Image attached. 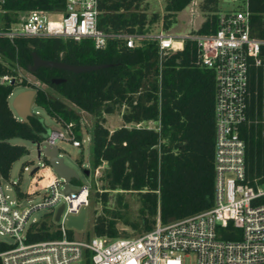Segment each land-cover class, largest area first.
Masks as SVG:
<instances>
[{
    "label": "trees",
    "instance_id": "obj_1",
    "mask_svg": "<svg viewBox=\"0 0 264 264\" xmlns=\"http://www.w3.org/2000/svg\"><path fill=\"white\" fill-rule=\"evenodd\" d=\"M194 1L165 0L161 18L159 13L147 12L144 0H99L98 27L106 33H145L161 18L164 29L169 30L177 15ZM65 6L66 0H4L0 4V30H9L17 17L28 12L61 13ZM200 9L207 16L196 32L207 33L219 12L218 0H202ZM248 11L252 25L264 38V0H248ZM33 52L46 61L108 67L85 73L41 67L31 73ZM261 57V65L250 69L247 120L240 127L245 143V180L253 186L264 184V49ZM20 71L31 73L64 100L30 84L21 78ZM3 76L11 78L10 83L0 84L3 180L10 181L14 163L29 153L24 145L10 140L21 138L37 144L50 131L36 112L28 123L16 115L10 100L15 88L21 86L35 89L36 108L62 126L73 123L79 141L81 115L67 102L93 116L92 165L94 170L103 164L108 167L101 179L105 181L102 192L97 196L105 205L110 192L137 193L140 223L132 224L134 229L152 230L158 213L162 223H168L213 206L216 81L213 71L197 64L195 43L186 42L183 49L168 52L162 58L160 72L159 47L154 40L128 48L111 39L105 48L97 49L90 39L77 42L58 37H19L10 41L0 37ZM54 79L64 81L54 84ZM116 110L121 111L123 125L109 130L106 115ZM44 161L49 165L47 158ZM52 229L53 224L45 220L35 226L29 240L58 239L59 233ZM93 235L119 237L115 220L103 215L94 217ZM223 239L239 241L241 230L229 224ZM9 247L0 241V253Z\"/></svg>",
    "mask_w": 264,
    "mask_h": 264
},
{
    "label": "built area",
    "instance_id": "obj_2",
    "mask_svg": "<svg viewBox=\"0 0 264 264\" xmlns=\"http://www.w3.org/2000/svg\"><path fill=\"white\" fill-rule=\"evenodd\" d=\"M227 1L241 2V7L219 12L207 33H197V29L180 37L165 34L163 24L160 32L106 33L98 27L99 0H66L61 13L31 11L9 30H0V37L10 41L19 37L90 39L97 49L105 48L111 39L128 48L154 40L159 47L160 72L168 52L193 42L197 64L213 71L216 81L215 189L210 209L168 223H162L158 213L153 229L135 236L78 239L74 232L78 230L67 222L89 207V188L67 192L66 182L41 156L26 189L0 177V241L10 245L0 253L2 264H264V184L246 182L245 143L240 136L247 120L250 69L263 61L264 38L251 23L248 0ZM6 82H11L9 76L0 77V84ZM60 126L64 131L52 129L36 145L58 147L57 141L68 138L73 146H82L73 123ZM24 171H29L28 166ZM37 197L41 202L35 203ZM60 207L63 211L55 221ZM40 211L45 214L39 219L35 215ZM45 220L60 237L31 242L35 226ZM229 224L241 230V240L223 239Z\"/></svg>",
    "mask_w": 264,
    "mask_h": 264
},
{
    "label": "rangeland",
    "instance_id": "obj_3",
    "mask_svg": "<svg viewBox=\"0 0 264 264\" xmlns=\"http://www.w3.org/2000/svg\"><path fill=\"white\" fill-rule=\"evenodd\" d=\"M201 1L202 0H195L187 8L181 11L177 15L176 21L172 27L169 30H164V33L180 37L193 33L199 29L207 16V13H204L200 9ZM144 4L148 6L147 12L150 15L153 13H159L160 17L162 18L165 0H144ZM239 7H241V2L233 3L227 0H218L219 12L236 9ZM20 18L21 16L17 17L18 20ZM161 18L160 21L152 28L155 32L161 31ZM20 76L21 78H25L32 85L42 87L50 96L63 99L48 86L40 83L31 73L20 71ZM31 89L35 90L29 87H16L10 100L11 106L13 100L18 94ZM67 104L71 109L75 110L81 115V136L83 144L81 147H75L68 138L67 140H59L57 141V146L60 149L59 154L63 159L64 164L68 168L72 169L77 176L76 179H73L70 182V189L74 192H78L83 186H87L90 191L89 207L86 208V221L84 228L81 231H74L76 237L78 239H85L93 236V219L97 215H103L107 218L114 219L115 228L119 234V237L135 236L145 233V231H142L139 227L134 229L132 226V224L139 225L140 223L139 208L141 206V202L137 193H124L121 191L110 192L108 202L105 205L101 198L97 196L98 192H102V185L105 181H102L101 179L103 178L108 167L106 164H103L99 168V173L96 175V170H94L92 165V133L94 118L92 115L78 109L73 104L69 102H67ZM32 111L39 112V115L43 118L46 126L50 128L56 127L57 129L64 131V129L50 116H48L46 112L36 108L34 104ZM148 124L150 126H154V123L152 122ZM105 125L109 130L121 127L123 125L121 111L116 110L114 113L106 115ZM10 142L12 144L24 145L29 151L27 155L23 156L20 160L14 163L10 177L11 182H18L21 188L26 189L31 180V171L40 166L37 145L36 143H32L21 138H14L10 140ZM25 165L28 166L29 171H24L23 167ZM62 191H64V189H62ZM39 202H41V197H37L35 199V203ZM44 214L45 213L43 211H40L35 216L40 219L43 218Z\"/></svg>",
    "mask_w": 264,
    "mask_h": 264
},
{
    "label": "water",
    "instance_id": "obj_4",
    "mask_svg": "<svg viewBox=\"0 0 264 264\" xmlns=\"http://www.w3.org/2000/svg\"><path fill=\"white\" fill-rule=\"evenodd\" d=\"M32 56H33V65L30 69L31 73L35 72L37 69L41 67L54 68V69L73 72V73L91 72L108 67V65L80 66V65H70L64 62L46 61L41 59L35 52H33ZM63 81H64L63 79H54L52 83L59 84ZM35 96H36V91L31 89L18 94L13 100L12 108L21 121L28 123L29 118L34 115V112L32 111V107L34 104ZM37 151L39 158L41 156H44V158L48 159L49 165L53 168L54 172L66 182V191L70 192L71 189L69 187V184L73 179H76L77 176L72 169L68 168L64 164L63 159L59 154L60 149L58 147H50L48 144L43 143L41 146H37ZM36 170L37 169H35L32 172V174H34ZM62 211H63V207H60L56 213L55 221H59ZM85 220H86V210H82L78 216L70 217L67 222V225L70 228L81 231L84 228Z\"/></svg>",
    "mask_w": 264,
    "mask_h": 264
},
{
    "label": "crops",
    "instance_id": "obj_5",
    "mask_svg": "<svg viewBox=\"0 0 264 264\" xmlns=\"http://www.w3.org/2000/svg\"><path fill=\"white\" fill-rule=\"evenodd\" d=\"M53 120L59 125V123L55 119H53ZM52 129H57V128L56 127H51L50 130H52ZM52 176H55V175H53V173H52Z\"/></svg>",
    "mask_w": 264,
    "mask_h": 264
}]
</instances>
